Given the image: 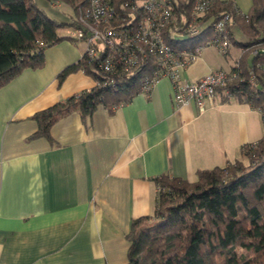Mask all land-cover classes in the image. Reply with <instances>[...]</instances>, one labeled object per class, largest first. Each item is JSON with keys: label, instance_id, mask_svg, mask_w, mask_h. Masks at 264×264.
I'll return each mask as SVG.
<instances>
[{"label": "crops", "instance_id": "crops-1", "mask_svg": "<svg viewBox=\"0 0 264 264\" xmlns=\"http://www.w3.org/2000/svg\"><path fill=\"white\" fill-rule=\"evenodd\" d=\"M79 42L47 47L40 68L0 88V264H127L132 222L155 209V178L193 182L197 170L233 162L262 137L249 104L218 90L203 112L194 101L177 108L167 78L115 107L72 111L48 137L34 136L35 114L96 85L81 71L58 79L80 60ZM215 51L205 47L182 78L231 73L237 61Z\"/></svg>", "mask_w": 264, "mask_h": 264}, {"label": "trees", "instance_id": "trees-1", "mask_svg": "<svg viewBox=\"0 0 264 264\" xmlns=\"http://www.w3.org/2000/svg\"><path fill=\"white\" fill-rule=\"evenodd\" d=\"M73 10L81 0H54ZM119 12L127 0H111ZM200 19L202 33L223 14H229V40L235 26L244 41L235 79L218 90L249 104L261 114L264 125V0H252L243 14L232 0H213ZM177 21L164 30H181L189 19L195 0H171ZM74 25L50 19L32 0H0V88L24 69H38L44 50L66 38L62 29ZM245 58V61H242ZM246 58H249V63ZM84 70L96 85L34 115L38 130L34 136H49L51 126L76 111L89 116L99 105L115 107L139 92L143 69L110 77L112 88L104 85L107 76L80 59L59 74ZM232 71V72H233ZM252 72L255 83L249 77ZM109 83V80L108 82ZM227 97V96H226ZM242 158L222 167L197 170L193 182L162 175L152 215L135 219L127 234L130 243L127 264H264V134L255 143L240 147Z\"/></svg>", "mask_w": 264, "mask_h": 264}, {"label": "built area", "instance_id": "built-area-1", "mask_svg": "<svg viewBox=\"0 0 264 264\" xmlns=\"http://www.w3.org/2000/svg\"><path fill=\"white\" fill-rule=\"evenodd\" d=\"M213 0H195L189 19L181 30L170 31L176 40L192 39L202 34L204 26L200 19L213 5ZM118 13L111 0H81L74 8V25L65 34L69 40L83 41L85 49L80 59L94 64L112 88L110 80L120 74L142 70L139 92L149 93L161 78L170 82L175 107L194 101L203 112L205 103L213 102L217 88L237 77L236 72L214 70L189 82L180 75L181 70L193 64L201 56L205 47H214L220 55L229 49L228 25L232 21L229 14H223L211 23V37L199 46L176 50L165 42V28L174 24L177 17L171 0H127ZM81 72L85 73L83 69ZM251 83H255L249 72ZM227 97L228 90L224 91Z\"/></svg>", "mask_w": 264, "mask_h": 264}, {"label": "rangeland", "instance_id": "rangeland-1", "mask_svg": "<svg viewBox=\"0 0 264 264\" xmlns=\"http://www.w3.org/2000/svg\"><path fill=\"white\" fill-rule=\"evenodd\" d=\"M32 1L36 5L37 8H39L41 11H43V13L45 15H47L53 21H56V22L62 23V24H70V23H72V21L74 19L73 8L70 5L65 4L64 2H61V1L60 2H54V0H32ZM233 1L236 2L237 7H239V10L243 14L247 13L250 10L251 5H252V0H233ZM68 27L69 26H66L65 28L62 29V34H64V35L66 34ZM231 30H232V36L233 37H232V39L229 40L230 51L228 52L227 55H220V54L216 53V51H215L214 56L216 59H221L223 61H225V59H224V56H225V58H227L228 63L233 65L235 63V61H237V64H238V61H240L241 52H238L237 55H233V54H231V52H233L234 46L238 47L237 43L244 41V37H243L242 33L235 26H232ZM211 35H212V31L210 29H207L200 36H196L192 39L176 40V38L174 37L175 35H173V33H171L170 37L165 36L164 40L166 43L171 45L174 49L180 50V49L191 48V47H194L197 45L199 46L200 44H202L203 40L211 37ZM78 46L80 48H83V51H84L85 43L83 41H80L78 43ZM209 47H211V46H209ZM206 48H208V47H206ZM246 60L249 63V58H246ZM196 61L193 64L196 65V63H197ZM242 61H245V58ZM193 64H191L187 68L181 70V73H180L181 77H182V74L185 73V71L188 70ZM237 67H238V65L235 68H237ZM228 72L230 73V71H228ZM228 81L230 82L231 78ZM262 126H263V124L260 125V127H261L260 131H262V136H263L264 127H262ZM238 156H239V158H242L241 153Z\"/></svg>", "mask_w": 264, "mask_h": 264}, {"label": "bare ground", "instance_id": "bare-ground-1", "mask_svg": "<svg viewBox=\"0 0 264 264\" xmlns=\"http://www.w3.org/2000/svg\"><path fill=\"white\" fill-rule=\"evenodd\" d=\"M74 41V40H73Z\"/></svg>", "mask_w": 264, "mask_h": 264}]
</instances>
